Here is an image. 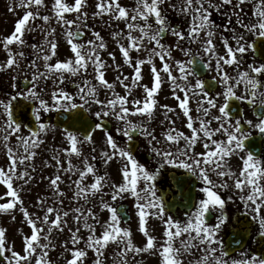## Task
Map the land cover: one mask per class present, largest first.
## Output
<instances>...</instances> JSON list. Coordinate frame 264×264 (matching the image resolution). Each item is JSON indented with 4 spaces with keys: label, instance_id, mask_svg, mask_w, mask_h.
I'll list each match as a JSON object with an SVG mask.
<instances>
[{
    "label": "snow or ice",
    "instance_id": "6c2138e0",
    "mask_svg": "<svg viewBox=\"0 0 264 264\" xmlns=\"http://www.w3.org/2000/svg\"><path fill=\"white\" fill-rule=\"evenodd\" d=\"M245 5H251L250 15ZM9 11L17 16L12 31L0 34L4 54L0 73L10 75L15 91L0 99L4 157L0 213L14 221L12 214L18 209L30 235H23L18 251L9 242L7 229L0 226V264H52L49 251L56 244L50 236L65 229L70 234L61 253L65 264H86L89 250L95 254L92 264H105L106 250L112 245L111 264H140L135 258L144 253L153 255L158 264H264V257L245 252L229 259L230 244L240 246L242 241L233 237L226 242L221 236L230 220L226 205L238 201L243 219L249 224L254 221L258 238L264 240V156L250 148L254 133L264 137V0H129L127 4L122 0H14ZM214 13L224 15L222 29ZM104 17L122 64L108 50L101 31L89 24L90 18ZM178 19L186 26L174 23ZM37 31L43 40L30 45L34 58L25 63L27 37ZM87 32H91L89 39H85ZM169 34L174 44L162 42ZM217 35L222 51L214 42ZM61 36L70 52L63 58ZM177 51L187 59L176 58ZM105 52L111 65L102 55ZM249 53L250 60L246 59ZM124 66L132 69L131 76L124 74ZM145 66H149L150 85L143 83ZM22 68L31 77L26 76L20 88L13 73ZM110 68L117 73L111 82L106 78ZM204 71L215 75L205 78ZM48 81L52 88L45 99L42 93ZM165 83L175 107L159 102ZM69 84L74 92L68 90ZM117 85L124 94L116 90ZM217 86L222 91L214 92ZM193 100L196 116L190 107ZM236 101L252 106L255 120L245 119L243 108H233ZM93 105L98 109L93 111ZM157 109L165 117L158 124L162 139L152 127ZM54 110L71 117L63 128L66 146L52 148L51 157L42 159L43 167L54 171L40 176L48 181L51 193L37 198L40 215L29 210L23 197L36 181L35 160L55 127L42 114ZM213 110L218 114L212 115ZM169 113L182 114L189 131L177 128ZM137 117L141 119L134 120ZM109 118L116 122L114 131ZM98 130L103 133L102 145L94 136ZM140 138L146 141L154 165L138 159ZM198 144L202 151L196 150ZM232 157L241 162L236 171L230 164ZM115 161H119L118 178L109 171ZM169 168L171 181L183 197L178 204L157 187L162 171ZM66 179L70 197L61 187ZM128 198L134 201L143 246L134 243L132 230L123 226L130 218L119 202ZM176 207L183 211V219ZM104 212L106 219H102ZM150 218L163 225L162 237L153 234ZM70 220L77 227H69ZM81 228L86 237L81 236Z\"/></svg>",
    "mask_w": 264,
    "mask_h": 264
},
{
    "label": "rangeland",
    "instance_id": "374dc122",
    "mask_svg": "<svg viewBox=\"0 0 264 264\" xmlns=\"http://www.w3.org/2000/svg\"><path fill=\"white\" fill-rule=\"evenodd\" d=\"M14 2V0H0V22L3 21V19H6V21H10L11 19L8 18V14H6V8L7 6H10L11 3ZM123 3L127 4L129 2V0H122ZM15 17V16H14ZM107 20V17H104L103 19L97 18L95 21H93L91 18L89 19V24L93 25L95 24L96 30H101V34L104 35L106 42L109 45L108 50L109 51H113L116 55V62L117 63H123L122 57L119 53V49L116 46L115 42L111 39L110 36V30L108 28H106L104 26L103 21ZM36 23L42 24V21H37ZM55 26V25H54ZM121 28L124 27L123 24L119 25ZM61 30L58 28V33ZM91 38V32H87L86 33V37L85 39H89ZM30 40V41H29ZM43 40V34L39 31L37 32H33L31 34L28 35L27 37V42H28V46L25 47L24 51L26 52V58H25V63H27L29 60H31L32 58H34V54H33V50L31 49L30 45L33 43H39L40 41ZM169 41V40H167ZM168 43V42H165ZM63 51V53H61ZM59 54L61 56V58L70 55V52L67 48L66 42L62 39L59 41ZM106 54L103 53L102 55L104 56ZM136 53H133V56L135 57ZM0 61H2L4 59V56L0 55ZM110 61V58H108ZM156 63L159 65V60L157 58ZM109 65L112 64V61L109 63ZM124 74L131 76V72L132 69L128 68L127 66H124L123 68ZM14 75L17 76V83L19 85V82L21 80V78L23 76H27L28 78L31 77V72L30 71H25L23 70V68L18 72V73H13ZM117 75V73L115 71H113L111 68L106 72V78L111 82L112 80L115 79V76ZM143 83H148L150 85V77H149V66H145L144 68V81ZM68 87V90L70 91H75V89L70 88V84L66 85ZM167 88L163 90L159 93L158 99L159 102L161 104H168L172 107H174V103L176 102L174 99H172L169 96L170 93V89L168 87V84L166 85ZM43 87V85H42ZM52 88V83L51 81L47 82V87L45 88V92L42 93L43 98L48 99L49 95L46 93L50 94V90ZM117 91H119L121 94L123 93V89L117 85ZM15 90H13L11 88V80H10V75L7 72L4 73H0V99H4L9 95H12L14 93ZM105 92L103 90H101V98H104ZM98 107V106H96ZM190 107L192 109V115L196 116V111H195V107L192 106V103L190 104ZM95 108V106H93L92 110ZM159 111L158 115H157V123L155 125L154 128H156V132L155 134L157 135V138L160 137V133L162 131V128L158 126L159 124V120H163L164 117V112L162 109H157ZM55 111V110H54ZM54 111L48 112L49 114L53 113ZM177 111L179 112L180 110L177 108ZM48 113H43V119L45 120V115ZM173 120H175V114L169 113L168 114ZM180 118H184L182 116V114L179 116ZM52 124V123H51ZM165 124H167V121H165ZM95 135V134H94ZM96 140H98L99 137H101V133H96ZM47 141L45 142L43 149L46 151V154H39L38 158L35 160V164L37 167V171L34 174L36 177V181L33 182L30 185V191H27L24 193V200H25V205L29 208L30 211H38V214L41 215L42 211L40 212L37 207H36V200L39 196H50V190L47 189V184L48 181L47 180H40V176L41 175H50L53 173L54 169L52 168H44L42 165V159H48L51 157L52 155V148H59V147H63L66 146V143L63 141V133L56 131V128H52L49 130L48 134H47ZM14 142V140H13ZM87 154V153H86ZM4 163V157L2 154H0V164ZM73 163L79 165L80 161L73 158ZM116 168L111 167L109 169L110 173L112 174V176L114 178H118V167H119V163L116 162ZM65 166H67V164L65 163ZM99 166V165H98ZM114 168V169H113ZM75 177H73L74 179ZM90 181V178H89ZM69 182L67 181V179L65 180V184H62L61 187L67 192L68 197L71 196L72 193V189L66 187L65 185L68 184ZM4 191L3 187H0V194H2ZM68 197L65 198V204H68ZM128 203L131 204V206L133 205L134 201L131 198H128L126 200ZM121 202V201H120ZM33 203L35 204V207L33 206ZM75 206V205H73ZM133 208V207H132ZM234 208L233 202L230 205V211H232ZM19 210L17 209L12 215L16 216V219L13 221L11 219V215L9 214H5V213H0V226L5 227L7 229V237L9 239L10 243H14L16 250H21L22 249V237L23 235H30V228L29 226L24 222L23 220V216L22 213L18 212ZM18 212V213H17ZM43 214V213H42ZM132 218L131 221L127 224H123V226H127L132 230L133 233V240L134 243H136L138 246H143V243L145 242V238L143 237L142 233H140L139 228H138V219L135 215V210H132ZM107 212L105 214L102 215V219H106L107 218ZM151 220V219H150ZM156 222V223H155ZM149 222V226L153 229V234L157 235L158 238L162 237V231H163V225L158 222ZM69 227H77V225L72 222L70 220L69 223ZM81 236L86 237L87 236V231L84 230L83 228H81ZM50 239L53 240V242L56 244L55 248L50 249L49 251V258L52 261V264H65V259L63 256H61V253L64 251L63 249V244L65 242V240H69L70 241V234L68 233L67 229L64 230L63 233L54 231L52 233V235L50 236ZM83 246V245H81ZM178 246V245H177ZM69 247H71V244L69 243ZM115 249V245L110 246L107 250H106V256H107V260L105 262V264H111V258L113 255V251ZM88 261L86 262V264H92V260L95 258V254L89 250L88 252ZM137 261L140 262V264H158L157 259L151 255L150 253H144V254H140L135 258ZM34 264V261H33Z\"/></svg>",
    "mask_w": 264,
    "mask_h": 264
},
{
    "label": "flooded vegetation",
    "instance_id": "af4514ba",
    "mask_svg": "<svg viewBox=\"0 0 264 264\" xmlns=\"http://www.w3.org/2000/svg\"><path fill=\"white\" fill-rule=\"evenodd\" d=\"M244 7L246 8V10H248L249 15H250L251 14V12H250L251 5H245ZM213 18L215 19L216 23L221 26V29H222L224 23L226 22L224 15L222 13H214ZM174 23H180L182 26H186V21H183V20L178 19V20L174 21ZM10 32H11V30L8 28L7 24H4L3 28L0 30V34H4V35L9 34ZM224 34L230 35V33H224ZM167 37L169 39L170 44L175 43L174 37H172L170 34ZM249 39L251 40V37H249ZM214 42L216 43L218 50L222 51L223 45L219 40V35H217ZM185 46H186V43H185ZM193 48L194 49L198 48V45H193ZM0 55L4 56V54L2 52H0ZM174 55L178 59H187L186 57L183 56L182 53H180L178 51L175 52ZM205 59H206V57H205ZM246 59H248V60L251 59V53H249V55L246 57ZM213 65H214V62H213ZM228 71L232 72V69H228ZM214 75H215L214 71H206L205 78L206 77L211 78ZM213 91L214 92L222 91V89L219 86H217V88L214 89ZM244 105H245V107L248 108V109L246 108L244 110V115L246 116V119L255 120V118L253 117V108L248 107L247 104H244ZM93 106H95V108L93 109L94 111L98 109V107H96V105H93ZM175 106H176V102L174 103V107ZM192 106L196 107L195 100L192 101ZM216 114H218V112L216 110H213L212 115H216ZM156 117H157V111H156ZM109 119L112 121V130L114 131V128L116 127V122L112 118H109ZM135 119H141V118L137 117V118H134V120ZM175 122H176V127L179 128L180 130L185 131L186 133L189 131L185 127V124H186L185 118H180V117L175 115ZM156 123H157V119H156V122L152 125V127H155ZM216 126H217L216 122L213 121L212 127H216ZM118 138L121 140L123 139L120 137H118ZM216 138L219 139L222 137L217 136ZM158 139H162V137L160 136ZM140 140H141V143L137 146V149H136L138 159H140L141 162H147L148 164L154 165V161L152 160V157L149 153V149H148L146 141H144L142 138H140ZM45 142H46V137H45ZM97 142H98V144L102 145L103 139L99 140ZM43 146H42V148H43ZM196 150L202 151L203 150L202 144H198ZM39 154H46V151L44 149L43 150L41 149ZM261 155L264 156V152ZM230 164H231L234 171L238 170V166L240 165V161H239L238 157H232L230 160ZM182 171L183 170H181V172ZM165 175H167V177H168L166 182H165ZM158 179H159V182L157 183V187H158L159 191L162 193H165L168 200L172 201L175 198V203H177V204L180 203L182 201L183 197H182L181 192L177 189V186L175 184H173L171 181V169L169 168L167 170V172L162 171L161 176ZM231 203L232 202H229L226 205V212L230 216V220L228 222H226V224L224 225V228L222 229V232H221V236L226 241V238L228 237L229 233L232 230L237 229V231L240 234L243 233L244 235H248V237H247V241L244 244V246L235 249L232 253H230V256L228 258L229 259L240 258L241 252L247 253L248 256L255 254V255H258L260 257H264V240L258 238V236H257L258 228L256 226V223L254 221H252L251 224H249V221L243 219L244 210L238 201L233 202L234 208L232 211H230ZM129 211H130V209H129ZM176 213L180 216L181 219H183V211L181 210L180 207H176ZM151 219L153 221H158L155 218H151ZM214 219H215V216H213V222H214ZM249 220H250V217H249Z\"/></svg>",
    "mask_w": 264,
    "mask_h": 264
},
{
    "label": "water",
    "instance_id": "95a60500",
    "mask_svg": "<svg viewBox=\"0 0 264 264\" xmlns=\"http://www.w3.org/2000/svg\"><path fill=\"white\" fill-rule=\"evenodd\" d=\"M25 84V81H23V86ZM27 104H30V102H24ZM239 106V103L236 101L233 103V108H237ZM240 107V106H239ZM71 117V113L68 112H57L55 116V123L61 127H67L66 121H69ZM261 138L260 135H254L251 140L250 148L254 152L260 153L261 151Z\"/></svg>",
    "mask_w": 264,
    "mask_h": 264
}]
</instances>
